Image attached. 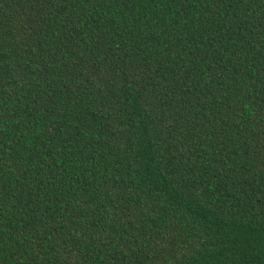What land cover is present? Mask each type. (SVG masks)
I'll use <instances>...</instances> for the list:
<instances>
[{
  "label": "trees",
  "instance_id": "1",
  "mask_svg": "<svg viewBox=\"0 0 264 264\" xmlns=\"http://www.w3.org/2000/svg\"><path fill=\"white\" fill-rule=\"evenodd\" d=\"M0 264H264V0H0Z\"/></svg>",
  "mask_w": 264,
  "mask_h": 264
}]
</instances>
